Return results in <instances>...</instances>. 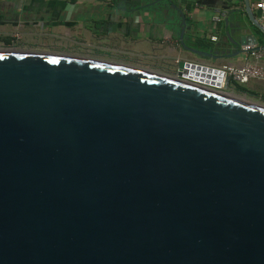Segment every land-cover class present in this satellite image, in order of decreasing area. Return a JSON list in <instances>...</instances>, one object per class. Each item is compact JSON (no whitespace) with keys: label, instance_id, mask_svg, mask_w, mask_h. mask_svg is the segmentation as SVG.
Wrapping results in <instances>:
<instances>
[{"label":"water","instance_id":"water-1","mask_svg":"<svg viewBox=\"0 0 264 264\" xmlns=\"http://www.w3.org/2000/svg\"><path fill=\"white\" fill-rule=\"evenodd\" d=\"M200 70L0 49V264H264V105Z\"/></svg>","mask_w":264,"mask_h":264},{"label":"crops","instance_id":"crops-1","mask_svg":"<svg viewBox=\"0 0 264 264\" xmlns=\"http://www.w3.org/2000/svg\"><path fill=\"white\" fill-rule=\"evenodd\" d=\"M259 1L0 0V40H18L25 36L33 39L40 33L49 34L52 40H94L96 48L113 51L122 58L121 61L152 62L149 65L156 67H150L151 72L177 77L180 61L209 67L243 65L248 60L247 54L228 41L240 40L242 36L238 32L231 34L238 19L245 21L247 36H254L259 46L264 47V17L256 7ZM247 2L252 18L246 11ZM224 7L229 10H224ZM232 13L235 21L226 26V17ZM217 17L221 18L220 22L215 21ZM183 30L188 47L214 56L226 54L229 58L188 52L180 41ZM214 36L217 41L212 40ZM220 40L223 45L217 47ZM232 86L225 92L238 94L246 100L264 102V79L252 80L241 88Z\"/></svg>","mask_w":264,"mask_h":264},{"label":"built area","instance_id":"built-area-1","mask_svg":"<svg viewBox=\"0 0 264 264\" xmlns=\"http://www.w3.org/2000/svg\"><path fill=\"white\" fill-rule=\"evenodd\" d=\"M256 7L264 17V0L257 2ZM215 21L220 22L221 18L217 17L215 18ZM212 40L217 41L218 38L214 36L212 37ZM243 51L248 56V60L243 65L209 67L188 62L191 66L195 65L196 67L202 68V70H200V74L198 76H185L183 78L198 86L224 92L230 85L245 86L252 80H263L264 65L262 64V58L264 56V51L262 49H258V47L253 43L244 46Z\"/></svg>","mask_w":264,"mask_h":264},{"label":"rangeland","instance_id":"rangeland-1","mask_svg":"<svg viewBox=\"0 0 264 264\" xmlns=\"http://www.w3.org/2000/svg\"><path fill=\"white\" fill-rule=\"evenodd\" d=\"M40 34H35L33 36V39H30L29 37L27 38V36H25L26 38L24 37L18 38V40H15L16 46L13 45V47L16 48V50L60 54V55L89 59V60L104 61V62H109V63L128 66V67H134V68L136 67L138 69H147L150 71H153L151 69H154L156 67L149 65L152 64V62L148 63V62H138V61H133V62L121 61L122 58H120L119 55L115 54L113 51L102 48H96L97 42L94 40H52V37H50L49 34H44V35H40ZM83 42H85L86 44ZM1 47L2 46H0V49ZM236 95H237L236 97H240L238 94ZM249 101L254 102L256 104L264 105V102L262 101H258V102L252 100Z\"/></svg>","mask_w":264,"mask_h":264},{"label":"flooded vegetation","instance_id":"flooded-vegetation-1","mask_svg":"<svg viewBox=\"0 0 264 264\" xmlns=\"http://www.w3.org/2000/svg\"><path fill=\"white\" fill-rule=\"evenodd\" d=\"M13 45L16 46L15 40H0L1 49H16Z\"/></svg>","mask_w":264,"mask_h":264},{"label":"trees","instance_id":"trees-1","mask_svg":"<svg viewBox=\"0 0 264 264\" xmlns=\"http://www.w3.org/2000/svg\"><path fill=\"white\" fill-rule=\"evenodd\" d=\"M240 88L242 87V86H239Z\"/></svg>","mask_w":264,"mask_h":264}]
</instances>
